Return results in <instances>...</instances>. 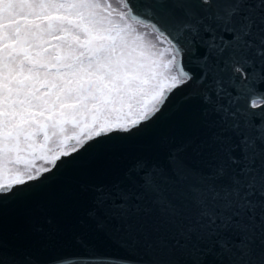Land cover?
<instances>
[{
	"label": "snow or ice",
	"instance_id": "1",
	"mask_svg": "<svg viewBox=\"0 0 264 264\" xmlns=\"http://www.w3.org/2000/svg\"><path fill=\"white\" fill-rule=\"evenodd\" d=\"M0 264H264V0H0Z\"/></svg>",
	"mask_w": 264,
	"mask_h": 264
}]
</instances>
